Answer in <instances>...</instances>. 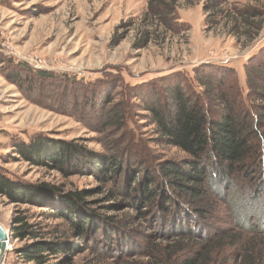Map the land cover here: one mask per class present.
<instances>
[{
  "label": "rangeland",
  "instance_id": "374dc122",
  "mask_svg": "<svg viewBox=\"0 0 264 264\" xmlns=\"http://www.w3.org/2000/svg\"><path fill=\"white\" fill-rule=\"evenodd\" d=\"M215 1L179 0L177 33L161 40L158 31L151 43L137 50L133 43L144 29L141 19L147 0H0V172L26 184L83 192L86 214L118 223L133 235L118 244L122 228L113 234L105 224L104 235H110L113 244L100 242L102 230L88 244L89 239L78 240L85 251L73 257V264H163L161 253L151 252L149 246L157 251L169 247L172 217L164 226L147 224L149 216H139L128 204L121 180L64 177L29 165L14 153V145L36 138L63 142L83 156L115 155L136 171L188 158L159 139L141 110L147 103L160 104L164 88L157 80L175 71L192 79L195 68L220 64L234 69L244 83V65L264 46V28L256 36L243 33L247 28L235 10L253 5L264 12V0H219L223 9L219 18L213 10L205 12V5ZM35 57L43 62L37 72L50 77L28 68L26 61ZM120 108L126 114L122 122L116 118ZM255 181L258 178L235 175L227 183L214 182L213 218L208 229L201 228L193 237L212 241L223 231H238L235 221L246 229L244 240L256 234L252 230L264 235V194L255 197L247 189ZM22 210L30 223L58 230V236L67 233L62 220L45 217V210L38 207L11 203L0 193V223L10 233L5 264H18L13 250L24 242L11 239V228ZM226 252H218L217 260L236 258L234 250Z\"/></svg>",
  "mask_w": 264,
  "mask_h": 264
},
{
  "label": "trees",
  "instance_id": "16d2710c",
  "mask_svg": "<svg viewBox=\"0 0 264 264\" xmlns=\"http://www.w3.org/2000/svg\"><path fill=\"white\" fill-rule=\"evenodd\" d=\"M178 1L147 0L141 19L144 29L133 43L134 49L145 48L158 31L161 40L167 34L177 33ZM214 3L206 4L205 12L213 10L219 18L223 14L221 2ZM235 10L247 28L243 33L256 36L263 30L261 8L244 5ZM244 70V83L234 69L220 64L195 68L192 79L175 71L157 80L164 88L160 104L147 103L141 110L150 117L164 144L188 156L181 161H166L136 171L115 155L83 156L76 147L44 138L16 144L14 153L31 166L49 168L64 177L82 174L105 182L121 180L126 184L123 192L128 204L139 216H149V221L144 220L147 224L164 226L171 216L168 229L173 240L169 247L157 251L149 246L151 252L161 253L163 264H264V235L252 230L256 234L244 240L242 229H246L237 221L241 230L223 231L212 241L193 237L201 228L208 229V221L213 218L214 182L227 183L235 175L256 177L258 182H249L247 189L255 197L264 194V46L246 62ZM33 72L50 77L44 72ZM124 112L120 108L118 121L126 119ZM0 193L11 203L45 210V217L62 220L70 234L63 231L58 236V230L53 232L30 223L25 211H18L11 228V239L24 242L13 250L18 264H73V257L85 251L78 240L89 239L88 244L102 230L99 240L108 246L113 239L104 235L105 224H109L113 234L117 233L115 228H122L111 220L105 223L97 215L86 214L83 192H67L45 183L26 184L0 172ZM122 230L116 239L118 244L133 237L125 227ZM147 240L145 237L144 241ZM231 250L236 258L217 260L219 253ZM52 258L57 261L52 263Z\"/></svg>",
  "mask_w": 264,
  "mask_h": 264
},
{
  "label": "water",
  "instance_id": "95a60500",
  "mask_svg": "<svg viewBox=\"0 0 264 264\" xmlns=\"http://www.w3.org/2000/svg\"><path fill=\"white\" fill-rule=\"evenodd\" d=\"M9 245L10 233L0 224V262L5 258L6 253L9 251L7 249V246Z\"/></svg>",
  "mask_w": 264,
  "mask_h": 264
},
{
  "label": "built area",
  "instance_id": "2783aa9c",
  "mask_svg": "<svg viewBox=\"0 0 264 264\" xmlns=\"http://www.w3.org/2000/svg\"><path fill=\"white\" fill-rule=\"evenodd\" d=\"M26 63L28 68L32 71H39L43 67V62L37 57H35V59H31V61H26ZM0 264H5V259H3Z\"/></svg>",
  "mask_w": 264,
  "mask_h": 264
},
{
  "label": "bare ground",
  "instance_id": "6f19581e",
  "mask_svg": "<svg viewBox=\"0 0 264 264\" xmlns=\"http://www.w3.org/2000/svg\"><path fill=\"white\" fill-rule=\"evenodd\" d=\"M9 246H7V249H8Z\"/></svg>",
  "mask_w": 264,
  "mask_h": 264
},
{
  "label": "crops",
  "instance_id": "0c3cea01",
  "mask_svg": "<svg viewBox=\"0 0 264 264\" xmlns=\"http://www.w3.org/2000/svg\"><path fill=\"white\" fill-rule=\"evenodd\" d=\"M1 224V223H0ZM2 225V224H1ZM4 227V226H3Z\"/></svg>",
  "mask_w": 264,
  "mask_h": 264
}]
</instances>
